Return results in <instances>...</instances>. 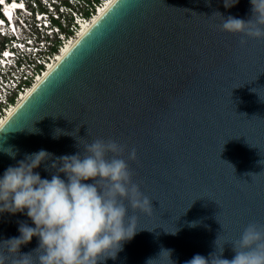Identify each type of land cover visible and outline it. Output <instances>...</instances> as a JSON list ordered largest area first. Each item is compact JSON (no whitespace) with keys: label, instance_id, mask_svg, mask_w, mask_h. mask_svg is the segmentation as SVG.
I'll return each instance as SVG.
<instances>
[{"label":"water","instance_id":"water-1","mask_svg":"<svg viewBox=\"0 0 264 264\" xmlns=\"http://www.w3.org/2000/svg\"><path fill=\"white\" fill-rule=\"evenodd\" d=\"M215 12L252 18L250 0H116L0 127V144L17 153L0 152V175L41 149L122 146L106 158L126 161L152 207L129 206L141 230L106 264H146L162 247L174 264L222 250L231 260L230 242L264 226V38L222 30ZM52 162L34 171L51 179ZM19 222L34 226L0 214V241L18 237ZM37 247L34 236L18 254ZM0 255L15 258L5 244Z\"/></svg>","mask_w":264,"mask_h":264},{"label":"clouds","instance_id":"clouds-1","mask_svg":"<svg viewBox=\"0 0 264 264\" xmlns=\"http://www.w3.org/2000/svg\"><path fill=\"white\" fill-rule=\"evenodd\" d=\"M238 2L223 0L225 8ZM250 4L252 18L248 20L233 16L225 19L219 12L213 15L222 18L224 31L262 39L264 0H250ZM60 134L61 130L57 129L53 139ZM122 150L116 141L101 139L86 144L83 155L79 152L54 157L41 149L26 154L23 160L0 175V214L20 212L34 225L19 222L20 235L0 241L7 246V252L15 256L11 264H106L109 259H117L124 245L141 230L137 227V217L129 215V206L141 212H148L152 207L148 197L131 181L126 161L106 158L107 153ZM0 152L13 159L17 154L12 147H3V144H0ZM134 155L130 153V158ZM49 160L53 161L50 167L55 172L51 179L42 178L34 170ZM196 224V221L190 222L189 227ZM176 231L169 233L175 235ZM34 236L38 238V247L33 250L35 259L33 253L19 255L20 246L29 243ZM218 240L219 237L216 246ZM230 243L235 253L231 260L221 258L222 250L218 255L210 254L208 259L197 254L185 264H264V226L249 224L239 240ZM171 253L172 250L162 247L158 256L149 258L146 264L157 261L164 264L165 257L174 264ZM7 260L8 257L0 255V264H7Z\"/></svg>","mask_w":264,"mask_h":264},{"label":"built area","instance_id":"built-area-1","mask_svg":"<svg viewBox=\"0 0 264 264\" xmlns=\"http://www.w3.org/2000/svg\"><path fill=\"white\" fill-rule=\"evenodd\" d=\"M110 2L0 0V127Z\"/></svg>","mask_w":264,"mask_h":264},{"label":"bare ground","instance_id":"bare-ground-1","mask_svg":"<svg viewBox=\"0 0 264 264\" xmlns=\"http://www.w3.org/2000/svg\"><path fill=\"white\" fill-rule=\"evenodd\" d=\"M115 1H116V0H111V2L109 3V5L107 6V8H106V9H103V10L100 11L99 15L96 16V18L94 19V21H95L94 23H96V21H97V20H98L103 14H104V12H105L107 9H109V7H110ZM94 23H93L92 25H94ZM92 25H91L90 27H92ZM89 29H90V28H86V29L84 30V32H83V34L81 35L80 39L82 38V36H83V35H84ZM80 39H79V40H80ZM79 40H78V41H79ZM78 41H77V42H78ZM77 42H76V43H77ZM76 43H75V44H76ZM70 47H71V46H68V47L64 50L63 53H65V54L61 57V59H62V58H63V57L69 52V50L71 49ZM43 79H44V78H43ZM41 81H42V80H41ZM37 85H38V84H37ZM37 85H35V86L29 91V93H31V92L35 89V87H36ZM27 95H29V94H27ZM24 99H25V98H24ZM23 101H24V100H23ZM15 110H16V109H15ZM15 110H14V111H15ZM14 111H13V112H14ZM13 112H12V113H13ZM12 113H10L9 116H10Z\"/></svg>","mask_w":264,"mask_h":264}]
</instances>
